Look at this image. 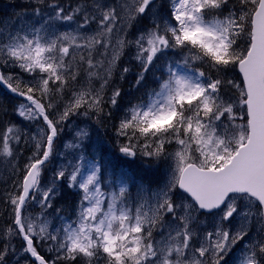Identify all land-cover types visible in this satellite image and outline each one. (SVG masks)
Returning a JSON list of instances; mask_svg holds the SVG:
<instances>
[{
    "label": "snow or ice",
    "instance_id": "1",
    "mask_svg": "<svg viewBox=\"0 0 264 264\" xmlns=\"http://www.w3.org/2000/svg\"><path fill=\"white\" fill-rule=\"evenodd\" d=\"M24 9L0 22L9 70L0 85L37 131L7 120L0 103V164L13 176L0 264H229L237 252L232 264H264V0H27ZM127 50L138 96L114 83L131 71L120 63ZM73 116L117 120V151L139 158L147 179L89 156L86 124L66 145L73 158L45 180ZM22 145L31 148L23 168Z\"/></svg>",
    "mask_w": 264,
    "mask_h": 264
},
{
    "label": "rangeland",
    "instance_id": "2",
    "mask_svg": "<svg viewBox=\"0 0 264 264\" xmlns=\"http://www.w3.org/2000/svg\"><path fill=\"white\" fill-rule=\"evenodd\" d=\"M13 0H0V11H4L7 13V15H4L3 17V24L11 25L12 21L16 19L18 15H21L23 12L19 11H11L9 8V3ZM23 3L27 2V0H21ZM71 2L74 4L76 0H71ZM29 15L31 14V10L28 11ZM10 14V15H9ZM71 27H75V25H72ZM68 25L60 26V30H68ZM5 72L9 71L8 69H4ZM15 71H19L18 69ZM78 86V85H77ZM117 120H113V122L107 123V129L105 130L107 133V141H104L103 136L99 130H101L99 127L100 125L95 124L91 121H86L83 117H77L73 116L70 118V120L65 125V131L58 137L56 143H55V152L57 155L54 157L51 164L48 166V171L44 174V179L47 180L50 175L51 171L50 169L53 167L58 166L61 163H67L69 160L73 158V151L70 148H67L66 145L69 144L74 136L75 131L77 128H84L86 124L90 125L89 132H90V139L87 141V153L89 156L91 155H97L99 159H101L102 163H105L107 165H110L112 168H115L117 170L123 169L129 176H132V168L134 170L144 169L143 166L140 163L139 158L136 160H131L128 158L122 157L119 152L117 151L113 140V132H112V124L117 123ZM18 124L21 128H23L26 131H29L31 133H35L37 131V127L34 125H30L27 121L22 120V118H19L16 116L15 122ZM113 145V146H112ZM107 154V155H106ZM31 155V148L28 153H25L21 155V157L18 159V163L21 160L22 164L19 165L21 168H23L24 164L27 161V157ZM136 164V165H135ZM12 170L10 166H6L3 164H0V180L3 178L9 179L7 181V186H5L4 182L0 183V194H2L3 198L0 199V213H3L4 210V193L8 192V186L12 182ZM133 177V176H132ZM3 205V206H2ZM65 216H71L72 211L71 207L65 208V211L63 213ZM4 215V214H3ZM4 217H6L4 215ZM6 219V218H5ZM239 247V246H237ZM40 251L43 253L47 251L45 248H41ZM239 256V253L237 252L235 255H231L229 257V264H232V261L236 260V258ZM13 264H16L15 259L13 260Z\"/></svg>",
    "mask_w": 264,
    "mask_h": 264
},
{
    "label": "trees",
    "instance_id": "3",
    "mask_svg": "<svg viewBox=\"0 0 264 264\" xmlns=\"http://www.w3.org/2000/svg\"><path fill=\"white\" fill-rule=\"evenodd\" d=\"M62 2L63 3H67L68 2V0H62ZM24 5H26V2H22L21 0H13L12 2H10L9 3V8H10V10L12 11H19V12H24ZM29 10H31V9H27V12L29 11ZM4 15H7V13L6 12H4V11H0V22H2L3 21V17H4ZM10 15V14H9ZM131 50H127L126 51V54L121 58V61H120V63H121V65L122 66H127V67H129L130 69H131V71L127 74V77H126V79H124V80H120L119 79V71L117 72V75H116V77H115V79H114V83L116 84V85H118L119 87H121V89L124 91V92H132L133 93V95L134 96H138V95H140V93L139 92H136V90L135 89H132L131 87H130V84L133 82V77L135 76V73H136V71L138 70V65L136 64V62L134 61V60H132V59H130V55H129V52H130ZM0 70H3L4 71V69H0ZM149 86H151V77H149ZM142 91H144L143 89H141V92ZM132 97H126L125 98V101H124V103H127V100L128 99H131ZM19 101L17 100V99H15L14 97H12V96H10V95H8L1 87H0V103H3V104H5L6 106H7V109H8V116H7V120H10V121H12V122H15V120H16V116H15V114H14V107L16 106V104L18 103ZM92 122V121H91ZM113 122V121H112ZM99 127H101L100 129L101 130H99L100 132H101V134H102V136H103V139H104V141H107V133H106V129H107V123L105 124V125H103V126H99ZM113 146V145H112ZM107 155V154H106ZM21 157V155L20 156H18V159ZM21 160L22 159H20V161H19V165H21L22 164V162H21ZM136 165V164H135ZM132 176L136 179V180H141V179H147V177H148V175H149V173H146L145 172V170L144 169H142L141 168V170H139L138 172H137V170H134L133 168H132ZM20 175H22V173H20ZM9 179H7V178H3V179H1L0 180V183L1 182H4L5 183V186H7L6 184H7V181H8ZM12 181H13V177H12ZM8 190L9 191H12L13 190V188H12V182H11V184L8 186ZM71 199H72V197H66V200H68V201H71ZM3 206V205H2ZM62 206L64 207V208H70L71 206H70V203L69 204H62ZM6 218V219H5ZM8 221H7V217H4V215H3V213H0V227H3L6 223H7ZM17 247H19V243L17 242ZM46 252V254L48 255L49 253L47 252V251H45ZM45 252H43V253H45Z\"/></svg>",
    "mask_w": 264,
    "mask_h": 264
},
{
    "label": "bare ground",
    "instance_id": "4",
    "mask_svg": "<svg viewBox=\"0 0 264 264\" xmlns=\"http://www.w3.org/2000/svg\"><path fill=\"white\" fill-rule=\"evenodd\" d=\"M5 71V70H4ZM7 93V92H6ZM8 95H10V96H12L10 93H7ZM12 97H14V96H12ZM15 99H17L18 101H19V99L17 98V97H14ZM22 148H23V154H25V153H28L29 152V150H30V147L29 146H24V145H22L21 146ZM22 154V155H23ZM20 156V155H19ZM3 198V196H2V194H0V199H2ZM44 255H47L46 254V252L45 253H43Z\"/></svg>",
    "mask_w": 264,
    "mask_h": 264
},
{
    "label": "water",
    "instance_id": "5",
    "mask_svg": "<svg viewBox=\"0 0 264 264\" xmlns=\"http://www.w3.org/2000/svg\"><path fill=\"white\" fill-rule=\"evenodd\" d=\"M7 93H9L8 91H7V89L3 86V85H0ZM18 98V97H17ZM18 99H20V98H18Z\"/></svg>",
    "mask_w": 264,
    "mask_h": 264
}]
</instances>
